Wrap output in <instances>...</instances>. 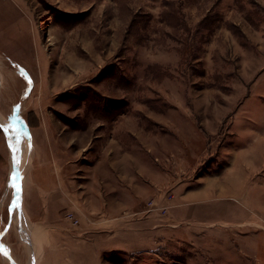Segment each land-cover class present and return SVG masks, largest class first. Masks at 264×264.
<instances>
[{
    "label": "rangeland",
    "instance_id": "obj_1",
    "mask_svg": "<svg viewBox=\"0 0 264 264\" xmlns=\"http://www.w3.org/2000/svg\"><path fill=\"white\" fill-rule=\"evenodd\" d=\"M35 115L130 147L103 171L139 178L116 223L145 250L107 249L112 216L22 215L5 133ZM0 226V264H264V0H0Z\"/></svg>",
    "mask_w": 264,
    "mask_h": 264
},
{
    "label": "crops",
    "instance_id": "obj_2",
    "mask_svg": "<svg viewBox=\"0 0 264 264\" xmlns=\"http://www.w3.org/2000/svg\"><path fill=\"white\" fill-rule=\"evenodd\" d=\"M41 85L42 92L46 93L45 85ZM38 116L32 122L31 128L26 123L27 130L17 129L19 140L16 148L11 145L7 133L4 132L9 157L16 163L19 171V208L22 215L32 224L41 226L42 230H52V227L57 226L56 219L67 212L112 216L108 220L112 221V225H109L111 227L107 232L112 235L125 233L116 241H109L107 249L145 250L148 247L146 238L135 243L142 230L129 225L127 228V220L116 223V217L124 219L125 215H139L134 208L138 205L136 193L140 189L139 178L136 174H130L129 167L124 169L125 174L122 170L120 176H105L103 171L106 167H111L109 160L115 157L122 159L114 162L126 163L128 166L131 163L128 153L130 147L114 141L111 134L103 141L101 136L104 134H97L96 130L93 134L90 127H80L79 119L66 124L54 115ZM105 144L107 146L104 148ZM10 151H13L14 156H11ZM106 169L111 171L110 168ZM103 192L106 193L107 202ZM108 193L110 196H107ZM131 209L133 213H129ZM194 212L195 209H188L187 215L195 217ZM154 224L149 230L157 234L160 226ZM0 230H4L3 226H0ZM153 239L156 246V238Z\"/></svg>",
    "mask_w": 264,
    "mask_h": 264
},
{
    "label": "built area",
    "instance_id": "obj_3",
    "mask_svg": "<svg viewBox=\"0 0 264 264\" xmlns=\"http://www.w3.org/2000/svg\"><path fill=\"white\" fill-rule=\"evenodd\" d=\"M166 209L167 207L160 208V210L164 212L166 211ZM66 216L74 225L79 224V220L74 216V214L68 213Z\"/></svg>",
    "mask_w": 264,
    "mask_h": 264
},
{
    "label": "trees",
    "instance_id": "obj_4",
    "mask_svg": "<svg viewBox=\"0 0 264 264\" xmlns=\"http://www.w3.org/2000/svg\"><path fill=\"white\" fill-rule=\"evenodd\" d=\"M118 78H119V80H123V79H124V78L122 77V75H119ZM106 108H107V107H106ZM117 108H118V107H117ZM110 110H112L113 113L117 112V111H115V107H111V108L108 107V109H105V111L103 112V114H104L105 112H108V113H109ZM94 111H96V110L94 109ZM117 114H118V113H117ZM103 116H110V117L113 118V117L116 116V115H103Z\"/></svg>",
    "mask_w": 264,
    "mask_h": 264
}]
</instances>
